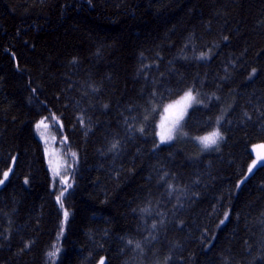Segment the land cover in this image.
Listing matches in <instances>:
<instances>
[{
  "label": "trees",
  "instance_id": "16d2710c",
  "mask_svg": "<svg viewBox=\"0 0 264 264\" xmlns=\"http://www.w3.org/2000/svg\"><path fill=\"white\" fill-rule=\"evenodd\" d=\"M41 118L77 158L63 207ZM257 144L264 0H0V264H264Z\"/></svg>",
  "mask_w": 264,
  "mask_h": 264
},
{
  "label": "rangeland",
  "instance_id": "374dc122",
  "mask_svg": "<svg viewBox=\"0 0 264 264\" xmlns=\"http://www.w3.org/2000/svg\"><path fill=\"white\" fill-rule=\"evenodd\" d=\"M193 93V92H192ZM194 96H196L193 93ZM185 95H183L180 99L176 100L175 102H172L170 104H168L167 106H165L164 108V114L162 116L161 122H159V132H158V136H159V142H160V133L165 131L166 129L170 128L173 124V122L175 121L177 115H179L180 113H183V119L180 120L179 125L177 127V129L173 132V139L167 141L166 143L175 141L178 138H183L185 135V131H184V121L185 118L189 112V110L192 108L194 104V102L191 104V106H187V102L183 99ZM197 100V97H196ZM44 120L45 124L48 125L47 128H45L43 125L38 129L37 128V124L41 121ZM53 122L50 119H46V118H41L36 122V133L38 135V137L40 138V140L43 142L44 144V148L46 150V158H47V163L48 166L52 172V175L55 179L54 181V185L57 186L58 188V194L57 197L60 195V193L63 191H65V188L68 187V185H70L73 181V177L75 176V169H76V155L73 156L72 153L74 152H69L68 150L65 149L64 145L59 141L58 135L54 132L53 130ZM223 137V136H222ZM223 139L219 140L218 144L209 147V148H205L203 147V145H201V143L198 141V139H195V141L197 143H199L202 147V149L204 151H208L211 149H215L218 147V145L221 143ZM160 144H163L160 142ZM260 145H264V144H257L253 146V150H254V154H255V158L253 159V161H257V164L255 167H253L252 172L262 163H264V160H258V156H264V148L263 149H259L262 148L260 147ZM259 149L257 151L258 154H256V150ZM250 164L249 167L252 166L253 164ZM249 169V168H248ZM12 171V169H11ZM252 172L250 173L247 170V175L246 177H248L249 175L252 174ZM58 173V174H57ZM11 172H9V176H10ZM8 178L5 180L4 177L1 180H4V183L9 179ZM66 183L62 182L65 181ZM3 183V184H4ZM0 184V187L3 185ZM68 189V188H66ZM66 192V191H65Z\"/></svg>",
  "mask_w": 264,
  "mask_h": 264
},
{
  "label": "snow or ice",
  "instance_id": "6c2138e0",
  "mask_svg": "<svg viewBox=\"0 0 264 264\" xmlns=\"http://www.w3.org/2000/svg\"><path fill=\"white\" fill-rule=\"evenodd\" d=\"M206 54H202L201 58H204ZM253 72H255V69H253ZM186 102H187V106H191V104L193 102L198 103L199 101L196 100V96L193 95L192 90L189 89L188 92L185 93V96L183 98ZM47 119V118H46ZM183 119V113H180L179 115H177L175 121L173 122L172 126L168 129H166L165 131L161 132L160 135V142L161 143H166L167 141L173 139V132L177 129L180 120ZM44 126L45 128L48 127L47 124H45L44 120H41L38 124H37V128L39 129L41 126ZM141 131H143V129H141ZM198 141L201 143V145H203V147L205 148H209L212 147L216 144H218L219 140L223 139L221 132L219 131V129L217 128L216 130L212 131L211 133H209L208 135L202 136V137H198L197 138ZM116 145H113V148H115ZM260 147L264 148V145H260ZM73 156H75V153H72ZM258 160H264V156H258L257 158ZM257 164V161H253V164L251 167H249L248 171L251 173L253 170V167H255ZM9 172H11V169H9L8 171H5L3 173V177L6 180L9 176ZM58 174V173H57ZM27 182V181H26ZM64 183H66L65 181H62ZM4 180H0V184H3ZM71 185H68V187H70ZM67 189H65L66 191ZM64 195V192L62 191L60 193V195L57 197V202L61 204V207H63V203H62V197ZM69 213L67 211L64 212V217L65 220L67 219ZM228 218V214H225V219ZM221 223L223 224L224 221L222 220ZM153 228H155V225H153ZM62 235V232H61ZM129 243H132L131 241H129ZM137 247H139V244H137ZM60 249L58 247H56V245H53V250L50 251L48 253V256L50 258H55L58 253H59ZM100 264H104L103 260H101Z\"/></svg>",
  "mask_w": 264,
  "mask_h": 264
}]
</instances>
